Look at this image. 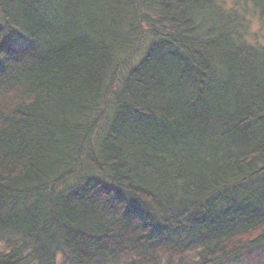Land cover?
I'll return each instance as SVG.
<instances>
[{"label": "trees", "instance_id": "obj_1", "mask_svg": "<svg viewBox=\"0 0 264 264\" xmlns=\"http://www.w3.org/2000/svg\"><path fill=\"white\" fill-rule=\"evenodd\" d=\"M60 255L264 264V0H0V264Z\"/></svg>", "mask_w": 264, "mask_h": 264}, {"label": "rangeland", "instance_id": "obj_2", "mask_svg": "<svg viewBox=\"0 0 264 264\" xmlns=\"http://www.w3.org/2000/svg\"><path fill=\"white\" fill-rule=\"evenodd\" d=\"M226 6H231L233 4V0H223ZM253 26L254 29H258L261 27V22L257 17L253 18ZM58 264H68L67 262L64 261L63 257L60 255L58 256ZM250 264H256L255 262H252Z\"/></svg>", "mask_w": 264, "mask_h": 264}]
</instances>
